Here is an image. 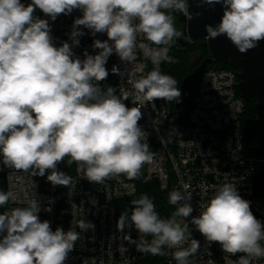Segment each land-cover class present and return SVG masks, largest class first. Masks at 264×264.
<instances>
[{"label": "clouds", "instance_id": "clouds-1", "mask_svg": "<svg viewBox=\"0 0 264 264\" xmlns=\"http://www.w3.org/2000/svg\"><path fill=\"white\" fill-rule=\"evenodd\" d=\"M215 4H222L224 11L217 26L205 25L209 39L226 36L240 53L264 40V0H200L199 6ZM36 8L53 21L60 14L80 9L83 15L74 20L70 34L74 45L84 34L78 26L90 29L93 35L106 33L108 40L94 41L93 47L102 50L98 54L85 52L83 60L73 58L67 42L54 46L49 22L34 17ZM173 12L193 18L187 0H31L27 6L21 0H0L3 164L32 176L44 177L50 171L47 180L65 187L74 186L71 176L57 170L65 158L69 165H77L82 177L96 184L122 174L129 180L138 179L155 152L138 124L142 118L140 106L128 107L124 101L133 94L142 101L140 105L156 99L179 101L181 91L176 79L160 71L161 63L176 62L169 51L182 35L174 25ZM137 51L150 60L153 69L135 79L132 77L137 73L131 71V91L122 87L119 95L112 87L102 91L96 82L107 79L109 56L115 52L122 61L132 64ZM138 67L142 73L145 65ZM112 71L118 70L114 67ZM168 199L177 206L169 218H162L153 200L142 195L131 201L130 215H120L117 228L123 231L129 222L134 225L140 233L139 241L128 235L126 240L140 253L160 256L165 248L176 249V264H192L189 257L196 255L199 242L191 238L185 222L193 212L191 196L174 190ZM16 201L13 191H0V207ZM200 208L191 223L207 241L221 246L227 254L225 264H257L264 259V225L234 184L217 188ZM39 211L40 205L31 199L24 207L0 214V234L6 233L0 238V264H64L67 260L80 234L60 227L53 231L49 221L40 220ZM74 222L81 230L94 229L84 219ZM189 240L188 247H183ZM238 253L243 255L237 260L228 259Z\"/></svg>", "mask_w": 264, "mask_h": 264}, {"label": "built area", "instance_id": "built-area-1", "mask_svg": "<svg viewBox=\"0 0 264 264\" xmlns=\"http://www.w3.org/2000/svg\"><path fill=\"white\" fill-rule=\"evenodd\" d=\"M187 2L189 4V0ZM82 15L80 9H74L70 14L58 15L53 21L42 12V19L49 22L54 46L60 47L67 42L73 58L81 60L85 58V52L96 55L102 51L93 47L95 40H108L106 33L93 35L90 29L78 26L84 34L77 37L79 44L74 45L70 34L74 20ZM172 15L178 20L184 13L173 12ZM109 44L112 42L109 41ZM173 51L171 46L170 56ZM140 64L145 65L142 73L138 67ZM167 64L161 63L162 73ZM105 67L109 72L107 79L96 83L102 91L112 87L119 95L121 87L131 91L132 86L128 83L131 71L137 73L132 77L135 79L154 66L137 51V59L132 64L122 61L113 52ZM114 67L118 70L115 73L112 71ZM239 81L237 70L213 67L204 73L191 102L156 99L140 105L142 101H137L134 94L124 101L128 107L140 106L142 118L138 124L147 135L150 150L155 152L153 161L144 165L147 173L157 178L160 186L169 193L176 190L191 196L189 203L193 212L185 218V222L191 238L199 242L196 255L189 257L192 264H225L227 254L221 246L207 241L191 223L193 217L199 216L200 205L206 203L223 184H234L239 195L250 202L254 216L264 225V203L261 202L264 198L256 191L257 164H264V161L256 160L246 149L243 128L246 99L239 90ZM76 169L77 165H69L65 158L58 163L57 170L71 176L74 186L53 185L47 180L50 171H46L44 177L32 176L5 166L0 154V191L1 184L5 183L6 191H13L17 196L15 203L9 202L0 207V214L14 207H24L27 201L35 199L40 205V220L49 221L53 231L57 227L65 232L70 229L77 231L80 238L64 264H84L85 261L92 264V260L96 264L101 261L103 264H144L148 259L159 260L161 264H176L173 258L176 249L165 248V254L160 256L140 253L134 243L126 240L128 235L132 240L139 241L140 233L134 225L129 222L123 231L117 228L121 215L120 202L137 194L135 181L122 174L96 184L82 177L83 173H78ZM73 205L77 208L73 209ZM174 207L176 210L177 206ZM77 219L91 222L94 229L81 230L74 222ZM4 234H0V238ZM147 239L151 240V237ZM190 242L183 247H188ZM240 255L243 254L238 253L228 259L237 260ZM257 264H264V259Z\"/></svg>", "mask_w": 264, "mask_h": 264}, {"label": "water", "instance_id": "water-1", "mask_svg": "<svg viewBox=\"0 0 264 264\" xmlns=\"http://www.w3.org/2000/svg\"><path fill=\"white\" fill-rule=\"evenodd\" d=\"M200 0H189V11L193 14L192 19L185 15L178 18L183 24V36L179 38V44L187 48L189 42L202 40L208 46L210 57L205 58L194 71L189 74L184 84L191 92L196 94L204 73L213 68L215 62L229 65L237 70L239 90L246 100L256 98L257 110L256 123L260 132V139L254 149V158L264 161V40H261L256 48L246 53H240L226 36L209 39L205 25L213 27L220 23L224 7L222 4L214 6H199ZM199 12L200 15L195 14ZM2 191H6V184H1Z\"/></svg>", "mask_w": 264, "mask_h": 264}, {"label": "trees", "instance_id": "trees-1", "mask_svg": "<svg viewBox=\"0 0 264 264\" xmlns=\"http://www.w3.org/2000/svg\"><path fill=\"white\" fill-rule=\"evenodd\" d=\"M25 6L31 3V0H21ZM35 14L37 18L42 19V11L36 8ZM177 19L175 27L178 31L181 28L177 26ZM173 54L172 57L175 59V63H169L163 67V73L173 76L177 81V87L181 91V97L179 100H186L191 102L194 93L191 92L184 84L185 78L191 74L194 69L201 64V62L211 56L208 46L204 44L203 39L195 42H189L187 48H183L179 44L177 38L173 43ZM196 53L197 60L192 61L191 55ZM215 68L232 69L229 65L215 62ZM256 98L246 100V112L243 117V128L245 133V145L247 151L254 155V149L257 146L260 139V132L256 123L257 110L255 107ZM258 175H257V194L264 198V164H257ZM137 185V194L131 198L122 200L119 206V212H128L131 214L132 204L131 201L140 198L142 195H147L153 200L158 214L162 218H169L175 211V207L169 203V192L160 186L157 178L149 175L145 166L142 168V175L138 179H134ZM144 264H161L159 260L148 259Z\"/></svg>", "mask_w": 264, "mask_h": 264}, {"label": "rangeland", "instance_id": "rangeland-1", "mask_svg": "<svg viewBox=\"0 0 264 264\" xmlns=\"http://www.w3.org/2000/svg\"><path fill=\"white\" fill-rule=\"evenodd\" d=\"M33 15H34V17H36L35 12L33 13ZM36 18H37V17H36ZM173 18H174V25H175V24H176V19H175L174 16H173ZM191 60H192V61H196V60H197V55H196V53H193V54L191 55ZM261 202L264 203V200L261 199ZM177 220H178V222H182V219H181L180 217H177Z\"/></svg>", "mask_w": 264, "mask_h": 264}, {"label": "flooded vegetation", "instance_id": "flooded-vegetation-1", "mask_svg": "<svg viewBox=\"0 0 264 264\" xmlns=\"http://www.w3.org/2000/svg\"><path fill=\"white\" fill-rule=\"evenodd\" d=\"M177 24H178L177 26H179V27L181 28V31H182V35H181V36H183V24H182L181 22H179L178 20H177ZM181 36H180V37H181ZM180 37H179V38H180ZM179 38H178V39H179Z\"/></svg>", "mask_w": 264, "mask_h": 264}]
</instances>
